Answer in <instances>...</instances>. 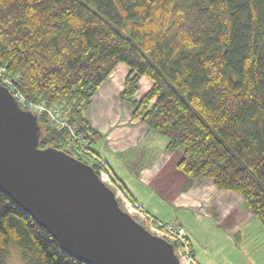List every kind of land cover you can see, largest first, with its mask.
<instances>
[{"label": "trees", "instance_id": "16d2710c", "mask_svg": "<svg viewBox=\"0 0 264 264\" xmlns=\"http://www.w3.org/2000/svg\"><path fill=\"white\" fill-rule=\"evenodd\" d=\"M121 63L133 118L183 147L191 184L241 195L264 228V0H0V65L29 100L63 104L90 149L86 112ZM38 120L40 147L63 150L68 133ZM11 246L26 264H87L0 190V264Z\"/></svg>", "mask_w": 264, "mask_h": 264}, {"label": "water", "instance_id": "95a60500", "mask_svg": "<svg viewBox=\"0 0 264 264\" xmlns=\"http://www.w3.org/2000/svg\"><path fill=\"white\" fill-rule=\"evenodd\" d=\"M38 117L0 84V190L81 262L180 264L175 246L123 210L91 166L40 147Z\"/></svg>", "mask_w": 264, "mask_h": 264}, {"label": "rangeland", "instance_id": "374dc122", "mask_svg": "<svg viewBox=\"0 0 264 264\" xmlns=\"http://www.w3.org/2000/svg\"><path fill=\"white\" fill-rule=\"evenodd\" d=\"M146 82L150 85L147 86ZM150 87V79L142 77L135 98L141 99ZM95 119L97 124H101L98 130L101 137L92 140L89 145L95 147L99 144L108 153L118 148L119 151L113 153L111 160L114 162L118 159L119 167L125 166L123 168L127 170L128 181L136 187L139 195L159 208L170 224L186 229L198 241L206 258L213 259L216 264H233L232 251L226 245L231 246L232 238L227 239V234L232 237L234 230H249L245 208L251 218L260 224L245 199L234 193L240 198L241 206L231 197L219 196L217 191L220 190L211 178L199 177L191 184L188 176L178 168L183 158V147L168 149L165 136L149 127L146 128L151 131L143 129L139 124H146L140 119L137 122L141 123L137 124L125 109L115 103L100 112ZM139 168L142 170L137 173ZM118 201L120 207L126 210L125 204L120 199ZM7 264H26L18 248H9Z\"/></svg>", "mask_w": 264, "mask_h": 264}, {"label": "built area", "instance_id": "2783aa9c", "mask_svg": "<svg viewBox=\"0 0 264 264\" xmlns=\"http://www.w3.org/2000/svg\"><path fill=\"white\" fill-rule=\"evenodd\" d=\"M0 84L7 88L17 103L27 111L38 116H45L48 122L58 131H66L68 140L65 150L85 164L91 166L102 182L110 187L118 200L125 204L126 210L141 225L152 234L162 237L175 246L180 258V264H200L190 249L186 231L170 223H166L151 216L142 205L138 204L123 184L116 178L106 159L88 148L86 139L78 134L77 128L70 124L68 110L63 104H53L47 101L33 102L29 100L19 87V76L9 72L0 65ZM143 223H141V222Z\"/></svg>", "mask_w": 264, "mask_h": 264}, {"label": "crops", "instance_id": "0c3cea01", "mask_svg": "<svg viewBox=\"0 0 264 264\" xmlns=\"http://www.w3.org/2000/svg\"><path fill=\"white\" fill-rule=\"evenodd\" d=\"M130 70L126 64H119L115 71L109 76V78L98 88L97 92L92 98L91 105L89 106L86 117L88 118L91 125L98 131L101 129V124H97V120L100 115V112L104 111L107 107L111 106V104L115 103L119 108H123L130 114L132 120H134L137 124L141 122H137L138 120L133 118L132 115V108L130 103L122 101L120 97L121 90L123 88L124 81L126 77L129 75ZM147 86L150 84L146 82ZM138 97V96H137ZM143 129H147V131H151L148 126H144L143 124H139ZM149 129V130H148ZM151 133V132H149ZM154 135V134H153ZM92 151L106 159L108 165L110 166L111 170L113 171L116 178L123 184V186L127 189L133 199L140 205L144 207V209L153 217L157 218L160 221L169 223L166 220L159 208H157L154 204L150 203L147 199L141 197L139 195V191L136 187L128 181V175L126 168L119 167V160L115 159L114 162L111 160L113 157V153H116L118 148H114L115 152L108 153L102 148L99 147V144L96 146H90ZM125 150L124 152H127ZM120 156L123 157L122 154ZM125 167V166H124ZM142 168L137 169V173L140 172ZM132 176L131 174L129 175ZM200 181H207V180H200ZM219 196L231 197L236 200L238 203L240 202V198L236 196L233 192L228 191H217ZM242 206V203H241ZM244 207V205H243ZM245 214L249 219V230H234L232 237L227 234V239H231L230 244L228 247L232 251V263L233 264H264V230L263 226L257 222H255L248 210L245 208ZM189 242L191 244V248L196 260L200 264H216L215 261L212 259L206 258V256L202 253V248H200L198 241L189 235V232L185 229ZM257 232V234L255 233ZM223 262V261H222Z\"/></svg>", "mask_w": 264, "mask_h": 264}, {"label": "clouds", "instance_id": "9594fccd", "mask_svg": "<svg viewBox=\"0 0 264 264\" xmlns=\"http://www.w3.org/2000/svg\"><path fill=\"white\" fill-rule=\"evenodd\" d=\"M63 151H65V150H63ZM69 154V153H68ZM71 155V154H70ZM73 156V155H72ZM75 158H77V157H75ZM77 159H79V158H77ZM80 160V159H79ZM80 161H82V160H80ZM83 162V161H82ZM96 172V171H95Z\"/></svg>", "mask_w": 264, "mask_h": 264}]
</instances>
